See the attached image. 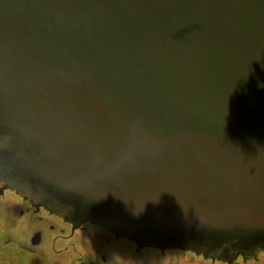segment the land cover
Masks as SVG:
<instances>
[{
    "label": "water",
    "instance_id": "95a60500",
    "mask_svg": "<svg viewBox=\"0 0 264 264\" xmlns=\"http://www.w3.org/2000/svg\"><path fill=\"white\" fill-rule=\"evenodd\" d=\"M0 182L137 252L258 259L264 0H0Z\"/></svg>",
    "mask_w": 264,
    "mask_h": 264
},
{
    "label": "flooded vegetation",
    "instance_id": "af4514ba",
    "mask_svg": "<svg viewBox=\"0 0 264 264\" xmlns=\"http://www.w3.org/2000/svg\"><path fill=\"white\" fill-rule=\"evenodd\" d=\"M5 228L10 231L6 246L12 245L14 240L10 235L11 230L19 229L25 238L18 247L22 253L29 255L30 260L40 264H58L63 255L74 254L78 256L81 264H132L146 250L155 252V259L159 255L160 258L163 257L169 251L162 252L159 248L145 247L137 252L135 242L118 238L112 232L90 223L74 228L72 223L44 207L38 209L31 200L5 188L0 182V231ZM38 233L40 242L34 244V237ZM44 241L49 244V249L39 251V246ZM237 263L238 261L234 264Z\"/></svg>",
    "mask_w": 264,
    "mask_h": 264
},
{
    "label": "rangeland",
    "instance_id": "374dc122",
    "mask_svg": "<svg viewBox=\"0 0 264 264\" xmlns=\"http://www.w3.org/2000/svg\"><path fill=\"white\" fill-rule=\"evenodd\" d=\"M18 225V223H16ZM3 226V224H2ZM4 227V226H3ZM10 231L8 229H4L0 231V264H40L38 262H33L30 260L29 255H25L22 253V250L18 247L19 243L23 241L25 238L24 233H21L19 229L11 230L12 233L10 235L14 240L12 241V245L6 246L7 234ZM49 249V244L44 241L39 246V251H45ZM155 252L152 250H146L140 253L137 258V262L132 264H224L220 262H212L210 260H206L202 257H198L192 253L180 251L177 249L169 250L166 255L163 257H157L156 259L153 257ZM47 264H52V262H47ZM58 264H81L78 261L77 255H63ZM237 264H264V253L259 254L258 259H252L248 262L244 263L242 259H239Z\"/></svg>",
    "mask_w": 264,
    "mask_h": 264
},
{
    "label": "trees",
    "instance_id": "16d2710c",
    "mask_svg": "<svg viewBox=\"0 0 264 264\" xmlns=\"http://www.w3.org/2000/svg\"><path fill=\"white\" fill-rule=\"evenodd\" d=\"M190 253V252H189Z\"/></svg>",
    "mask_w": 264,
    "mask_h": 264
}]
</instances>
